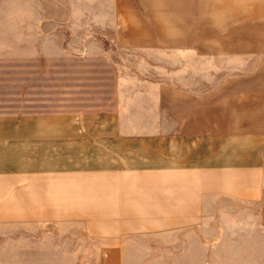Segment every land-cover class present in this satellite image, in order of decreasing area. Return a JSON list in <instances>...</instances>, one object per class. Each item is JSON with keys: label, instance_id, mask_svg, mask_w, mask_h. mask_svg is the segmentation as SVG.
I'll use <instances>...</instances> for the list:
<instances>
[{"label": "crops", "instance_id": "obj_1", "mask_svg": "<svg viewBox=\"0 0 264 264\" xmlns=\"http://www.w3.org/2000/svg\"><path fill=\"white\" fill-rule=\"evenodd\" d=\"M117 1L120 17L124 0ZM153 1L152 35L134 38L117 24L121 41L212 55L220 65L254 57L256 68L220 74L204 91L151 84L113 120L0 113V264L44 256L41 228L60 221L82 222L101 264H121L136 237L177 231L195 233L169 264H204L209 255L220 264L226 257L264 264V226L250 209L264 198V0H176L166 6L168 25L160 22L161 0ZM0 2L13 25L32 14V0ZM210 13L220 16L216 42ZM16 226L28 228L17 234ZM163 256L145 264H164Z\"/></svg>", "mask_w": 264, "mask_h": 264}, {"label": "rangeland", "instance_id": "obj_2", "mask_svg": "<svg viewBox=\"0 0 264 264\" xmlns=\"http://www.w3.org/2000/svg\"><path fill=\"white\" fill-rule=\"evenodd\" d=\"M117 2L32 0L31 16L16 17L15 25L13 18L0 15V113L47 114L53 121L113 120L119 107L125 108L137 92L151 84L204 91L216 86L223 78L220 74L225 77L256 68L254 57L244 64L220 65V57L212 55L204 60L201 55L176 49L123 42L115 31L117 24L132 28L129 35L134 38L152 35L156 24L154 1L124 0L120 17L115 15ZM177 2L160 1L161 25L174 19L166 6ZM211 4L219 6L220 1L213 0ZM43 12L47 17L40 16ZM93 13L100 14L96 21ZM208 18L210 42H216L220 16L210 13ZM8 44L12 47L8 48ZM224 203L221 202L227 205ZM250 209L260 215L264 226V198ZM14 228L19 234L28 227ZM44 230L48 236L46 254L17 256L16 264H101L98 242L87 238L81 221L48 222L41 228ZM194 233L177 231L136 237L127 244L124 252L129 255L121 258V264H145L158 255H164V264H169L175 255L181 257ZM205 259L204 264H220V256ZM223 259L224 264H231V258ZM187 260L190 264L194 261Z\"/></svg>", "mask_w": 264, "mask_h": 264}]
</instances>
